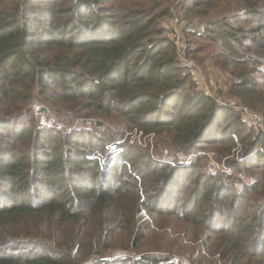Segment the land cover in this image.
<instances>
[{"label":"trees","instance_id":"trees-1","mask_svg":"<svg viewBox=\"0 0 264 264\" xmlns=\"http://www.w3.org/2000/svg\"><path fill=\"white\" fill-rule=\"evenodd\" d=\"M172 6L264 117V0H0V264H264V132L181 74Z\"/></svg>","mask_w":264,"mask_h":264},{"label":"built area","instance_id":"built-area-1","mask_svg":"<svg viewBox=\"0 0 264 264\" xmlns=\"http://www.w3.org/2000/svg\"><path fill=\"white\" fill-rule=\"evenodd\" d=\"M183 25L184 21L177 14L174 6L171 9V13L164 17L160 23V27L174 48L175 61L181 69V74L190 79L196 90L220 102L218 97H215L208 87L202 69L197 65L195 59L187 53V34L195 30L202 32L204 26L185 24L183 28ZM229 107L238 111L243 120L250 121L255 130H264V118L261 114L252 112L247 107L236 102H232ZM43 124L46 125L47 122L43 121Z\"/></svg>","mask_w":264,"mask_h":264},{"label":"rangeland","instance_id":"rangeland-1","mask_svg":"<svg viewBox=\"0 0 264 264\" xmlns=\"http://www.w3.org/2000/svg\"><path fill=\"white\" fill-rule=\"evenodd\" d=\"M172 7H171V9H172ZM176 11H177V14L180 16V18L184 21V25H183V28H184L185 24H187V21L189 19L188 18L187 19L184 18V12L182 10L178 11V9H177ZM191 20H193L195 22L198 21L195 18L191 19ZM194 25H196V23H194ZM187 39H188V41L190 40V43H191V40L193 39V36L192 37L191 36H187ZM192 41H194V40H192ZM190 45H192V44H190ZM195 62H196V60H195ZM200 64L205 68V69H203L197 63V65L202 69L203 74L205 75L206 83H207L208 87L211 89V91L213 92L214 96L218 97L220 103L223 104V105H228V106H230V104L232 102L238 103L233 97H231L229 95L228 90H227V85H228L227 82L230 80V77L227 76L226 74H223L221 71H219L209 61H205V62L200 63ZM196 91H198V90H196ZM236 112L238 113V111H236ZM43 121L48 122L47 119H45V120L42 119L41 122L43 123ZM244 121L247 124L252 125L250 123V121H246V120H244ZM47 125L57 126V124L54 123V122L52 124H51V122H48ZM259 131H261V130H259ZM262 132H264V130ZM127 136L128 137L125 139L126 142H128L130 144H137V145H139L142 148L146 146V144L144 143V139H145L146 136L141 137V134L139 132L133 131V134H131L130 136L129 135H127ZM115 149H114V147H110L111 151H114ZM148 152H149L150 156L156 155L155 152L153 151L152 146L148 147ZM224 159L225 158H223V160L220 162V161H218V158L216 157L214 152H209V156L207 157V163H208V166H209V170L210 171L224 170V171L227 172L228 169L223 164ZM141 213L143 214V211H141ZM149 254L158 255L157 252H149ZM184 256L185 255L176 254V255H174V259H176L179 264H205V262H203V260H201L200 258H197V260L193 263L190 260H188V258H186Z\"/></svg>","mask_w":264,"mask_h":264}]
</instances>
